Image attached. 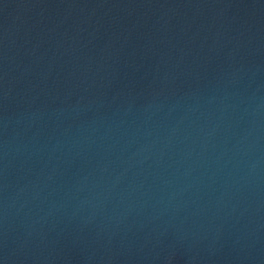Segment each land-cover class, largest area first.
Instances as JSON below:
<instances>
[{
    "label": "water",
    "instance_id": "obj_1",
    "mask_svg": "<svg viewBox=\"0 0 264 264\" xmlns=\"http://www.w3.org/2000/svg\"><path fill=\"white\" fill-rule=\"evenodd\" d=\"M0 264H264V0H0Z\"/></svg>",
    "mask_w": 264,
    "mask_h": 264
}]
</instances>
